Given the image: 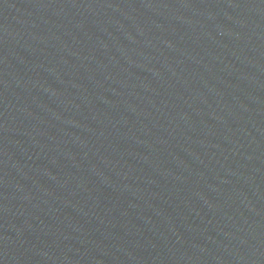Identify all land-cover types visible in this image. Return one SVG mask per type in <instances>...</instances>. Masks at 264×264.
I'll return each mask as SVG.
<instances>
[{
  "label": "water",
  "instance_id": "95a60500",
  "mask_svg": "<svg viewBox=\"0 0 264 264\" xmlns=\"http://www.w3.org/2000/svg\"><path fill=\"white\" fill-rule=\"evenodd\" d=\"M0 264H264V0H0Z\"/></svg>",
  "mask_w": 264,
  "mask_h": 264
}]
</instances>
